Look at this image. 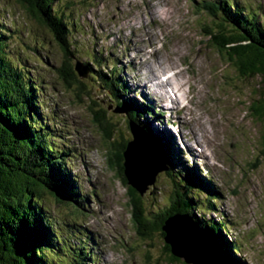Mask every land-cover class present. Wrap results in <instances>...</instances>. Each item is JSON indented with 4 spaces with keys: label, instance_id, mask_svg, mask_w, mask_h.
Here are the masks:
<instances>
[{
    "label": "rangeland",
    "instance_id": "obj_1",
    "mask_svg": "<svg viewBox=\"0 0 264 264\" xmlns=\"http://www.w3.org/2000/svg\"><path fill=\"white\" fill-rule=\"evenodd\" d=\"M202 1L58 0L60 12L77 23L68 39L72 55L65 57L52 32L38 22L28 4L24 5L22 0H0V23L13 24L21 31L20 34L13 32L16 38L9 41L13 45L11 49L19 53L32 77L39 80L41 92L38 96L46 125L56 136L57 144L62 143L58 145L62 154L70 151V162L66 159L65 168L82 195L87 194L85 201L88 202L79 207L56 204L53 197L43 194L47 213L56 228L72 221L84 223L85 230L94 239L90 242L94 250L87 248L95 255L92 264H169L166 261L171 255L163 250L156 234L150 239L138 236L136 214L142 208L144 218L151 202L155 200L161 205L168 194L178 189L174 177L186 174L182 166L192 168L194 175L200 180H210L218 190L216 210L225 218L217 213H211L210 217L214 221H224L227 239L237 244L238 253L234 258L245 264H264V121L251 117L249 109L253 101L264 94V84L260 78L247 81L240 76L228 57L213 47V43L221 44L214 38V26L221 22L227 25V21L202 11L198 5ZM234 1L252 9L260 8V14L264 15V0ZM158 8L164 13V26L153 24L157 22ZM260 21L264 23V16ZM147 31L154 33L157 43L154 39L147 41ZM150 44H156L154 48L159 51V56L153 58L156 69L168 64L172 69L184 65L190 74L184 75L181 71L180 78L195 81L196 90L202 89V93L195 98V104L188 106L189 111L185 108L183 113L177 112L183 104L187 107L186 101L180 103L172 111L168 123L160 113V130L164 134L161 137L166 136L167 140L151 130L152 127L156 129L155 120L159 118L152 107V113L149 111L144 121L139 120L146 124L148 133L162 142H170L171 156L169 152L168 155L173 168L168 170L173 172L169 174L174 184L172 187L165 178V182H160L164 185L154 183L141 197L121 180L115 154V148L121 143L120 136L126 138L128 135L127 126H124L125 117H128L123 110L119 114L113 112L121 109L110 101L109 94L88 67L104 74L116 68L117 78L124 79L128 89L119 95L121 100L133 97L140 104L147 101L148 106L151 102L158 105L147 90L135 89L136 72L141 68L137 50L152 52L153 47L146 48ZM76 65L85 77L79 76ZM69 71L76 75V80L69 79ZM154 92L160 99L161 94ZM101 110L105 120L113 124L109 134L96 120ZM181 114L182 120L194 123V133L199 138L208 140L203 144L198 141L200 150L205 146L211 153L209 156L201 153L204 159L207 157V164L204 160L199 164L192 158L194 146L189 141L184 139L189 149L186 150L183 140L177 138L175 127L182 138L185 136L193 143L197 141L189 134V128L180 125ZM198 123L199 127L195 125ZM192 193L193 190L189 192ZM198 194L203 198L207 196L205 191Z\"/></svg>",
    "mask_w": 264,
    "mask_h": 264
},
{
    "label": "trees",
    "instance_id": "obj_2",
    "mask_svg": "<svg viewBox=\"0 0 264 264\" xmlns=\"http://www.w3.org/2000/svg\"><path fill=\"white\" fill-rule=\"evenodd\" d=\"M22 3L30 6L38 22L47 26L61 45L65 57H70L72 50L68 39L77 23L60 12L58 0H22ZM198 5L202 11L227 21L228 26H222L221 23L214 26V38L219 39L221 44L213 43V47L228 57V62L240 76L247 81L260 78L264 84V23L260 21L264 15L260 14V8L252 9L250 6L237 4L234 0H203ZM219 14L222 16L218 17ZM13 32L21 33L13 24L0 23V264H92L95 255L90 254L87 248L94 250L90 245L93 238L86 231L84 223L72 221L68 225L61 223V227L56 228L55 223L52 226L53 221L47 213L43 194L53 197V192H56L63 202L66 201L65 205L72 207L85 205L88 202L85 201L87 195H82L65 168L70 151L62 154L58 148L62 143L57 144L56 136L46 125L43 109L40 107L42 102L38 96L41 92L39 80L32 77L26 61L19 53L11 49L13 45L9 41L16 38ZM247 39L253 45L247 44ZM88 68L96 76L102 89L109 94L110 101L118 107L126 108L130 118L138 116L139 120H145L150 108L135 101L133 97L121 100V94L128 89L124 79L120 81L117 78L116 68L108 74ZM68 77L72 81L76 80L72 71H69ZM260 95L249 109L251 117L264 121V94ZM141 105L144 108H140ZM98 114L97 122L100 121L109 134L111 125L104 122V111L101 110ZM132 120L137 124L138 120ZM165 145L168 150L161 149L162 153L169 152L171 156L170 142ZM115 150L120 177L126 183L122 151L118 146ZM165 159L171 162L168 155ZM191 173L193 176L190 173L180 178L173 176L180 190V194L177 193L179 200L169 197V201L164 199L161 205L154 200L150 203V210L147 208L145 211L148 214L144 218L143 209L137 210L136 220L140 228L138 236L150 239L152 232L159 229L158 226L173 212L177 213L176 209L180 205L196 224L212 235L223 252L234 258V251L231 250L237 248V244L227 239L224 221H214L210 217L211 213H217L220 218H225L224 214L216 210V198L219 199L216 188L209 181L204 178L200 180L198 175ZM184 182L196 185L194 193L187 192ZM207 185L210 188H205V199L198 193L201 194L199 188ZM55 203L57 204L56 201ZM163 250L169 254L167 249ZM170 257L166 261L169 264H184L181 260Z\"/></svg>",
    "mask_w": 264,
    "mask_h": 264
},
{
    "label": "water",
    "instance_id": "obj_3",
    "mask_svg": "<svg viewBox=\"0 0 264 264\" xmlns=\"http://www.w3.org/2000/svg\"><path fill=\"white\" fill-rule=\"evenodd\" d=\"M221 24L223 26L225 22ZM225 30L228 31L227 28ZM243 43L253 45V42L248 39L247 44ZM75 70L79 76L85 77L86 74L82 72L80 66L76 65ZM122 110L118 109L113 112L119 114ZM123 112L126 113L124 110ZM126 115L128 119L125 117L126 120L123 121L124 126H127L128 135L126 138L120 136L121 143L118 145L120 152L122 151V166L126 184L136 190L141 197L149 192L148 188L154 183L164 185L160 183L162 180L165 182L168 179L173 187L174 184L162 152L153 143L149 134L140 129L127 113ZM105 122L111 125V129L113 128L112 123L107 120ZM174 183H176L175 180ZM177 193L178 191L175 190L165 198L179 200ZM53 197L57 204L66 202H63L56 192H53ZM176 210L177 213L173 212L166 221L162 222L161 226H158L159 229L151 234L152 236L157 235L155 238L160 240L163 249H167L172 257L181 260L184 264H235L231 256L218 247L212 235L196 224L180 205Z\"/></svg>",
    "mask_w": 264,
    "mask_h": 264
},
{
    "label": "bare ground",
    "instance_id": "obj_4",
    "mask_svg": "<svg viewBox=\"0 0 264 264\" xmlns=\"http://www.w3.org/2000/svg\"><path fill=\"white\" fill-rule=\"evenodd\" d=\"M205 4V3H204ZM178 5H176L174 8H176ZM155 17L157 19V22H154L153 24L157 25L156 23H158L159 25L162 24V20L163 18L165 19L164 17V13L161 11V8H158L156 14H155ZM161 26H164V24H162ZM175 33V32H174ZM168 35V34H167ZM146 38H147V41L148 40H151V39H154L156 40V43H157V39L156 36L154 35V33L152 32H148L147 31V34L145 35ZM187 42V41H186ZM156 46V44H155ZM154 45L150 44L149 46H146V48L148 47H153L152 49V52H148L146 50H137V56L138 58L140 59V69L137 70L136 74L138 75L136 78L138 79V82L136 83V86L135 89H141L142 91L144 90H147V92H149L151 95H152V98L154 100L157 101L158 105H153L155 110L159 113V118L157 120H152L155 122V127L157 131L154 127L151 128V130L157 135L159 136V138H161L162 140L166 139V136H162L161 135H164L162 134V131L160 130V125H162L159 121V119L161 120V116H160V113L161 115H164L163 116V119L165 118V121L168 123V121L170 122V116H171V113L174 109H177L179 107V104L180 103H183V102H187V107L186 106H183V108H181L180 110H178L177 112H182L183 113V110L182 109H185L187 111H189V105L191 104H195V98H198L200 96V94L202 93V89H200V91H197L196 90V83L195 81H184L183 79L180 78V73L181 71L184 73V75H187V74H190V73H187L184 69V65H181V67L179 68H170L168 65L167 66H164V67H161V68H155L154 64H153V58H157L159 56V51L154 48L155 47ZM163 46L166 48V45H165V42H164V39H163ZM181 48V47H180ZM180 52V51H179ZM179 55V54H178ZM152 58V59H151ZM187 58V57H186ZM188 59V58H187ZM179 60V59H178ZM195 61V60H194ZM161 65V64H160ZM204 65V64H203ZM162 66V65H161ZM207 66V65H206ZM135 69V68H134ZM136 70V69H135ZM191 72V75H193L194 73L189 70ZM149 75V76H148ZM162 78V79H160ZM185 78V77H184ZM191 79V78H189ZM195 79V78H194ZM198 85V84H197ZM154 90L158 91L160 94H161V97L159 99V97H157L156 95V92H154ZM125 93V92H124ZM142 108H144L142 105H141ZM120 109H123L125 111V109L123 107H119ZM153 117V116H152ZM150 117V118H152ZM132 119L134 120H138L139 122V119H138V116L136 117H131ZM148 118V119H150ZM180 125L182 126H186L187 128H189V134L190 135H194L196 138H197V141L195 143H193L191 140H188V138H186L185 136H183L184 138H182L178 132H177V129L175 127V133H176V136L177 138H181L183 141V143L186 145L185 143V140L189 141L188 143L192 144L194 147V153L192 158L194 160H197V162L199 164L202 163V161L207 158L203 157V154H206L207 156H209L211 153L208 152L209 150L203 146H201V151H200V147L198 145V141L203 144L205 142H207L208 140L206 138H199L198 137V134L196 135V130H194L193 126H194V123L191 121V120H187L185 118H183L182 120V114L180 115ZM205 120V119H204ZM207 120V119H206ZM137 122V125L140 129L144 130L145 132L146 131V128L144 126H142V124L140 125V123ZM154 122H150V123H153ZM199 122H200V119H199ZM145 124V123H144ZM172 124H176L174 122H172ZM146 125V124H145ZM178 125V124H176ZM199 127V123L198 124H195ZM155 130H154V129ZM150 129V128H149ZM198 129V128H197ZM150 132V131H148ZM147 132V133H148ZM149 134V137L151 138V140L153 141L154 144H156L157 148L162 152V150L164 151H167L168 150V147H166L165 143L166 142H162V140L154 137L155 135H153L152 133H148ZM183 134H186L185 132ZM185 139V140H184ZM182 149H184L185 147L182 146V144L180 143L179 145ZM162 149V150H161ZM186 150H189L187 148V145H186ZM198 150V151H197ZM163 151V152H164ZM191 151V150H190ZM163 154V157H164V160H165V164L167 165L168 169L169 168H173V165L171 162H168L166 161L165 157L168 155V154ZM169 156V155H168ZM169 159V158H168ZM206 163V161H205ZM210 165H211V162H209ZM207 164V163H206ZM212 166V165H211ZM182 168L184 169L185 173L186 174H191L193 176V174L191 172H195L193 171L192 168H186L184 166H182ZM170 173V172H169ZM173 172L171 171L170 174H172ZM189 177V176H188ZM207 181V179H205ZM209 181V180H208ZM210 182V181H209ZM184 188L187 189V192H191V190H193V188L195 187L196 188V185L195 186H192L191 184L189 183H186L184 182ZM208 187L210 188L208 185L207 186H202L201 188V192L205 191V188ZM134 190V189H133ZM195 190V189H194ZM135 191V190H134ZM207 197V196H206ZM205 197V198H206ZM207 199V198H206ZM213 199V198H212ZM169 200V199H168ZM218 201V200H217ZM223 219V218H222ZM66 230L70 231L69 228H66ZM75 231H77L75 229ZM100 251H102V249H100ZM231 251H234L233 252V255L237 254L238 252V248H234L232 249ZM237 261V259H236ZM238 264H240L241 262L238 260L237 261ZM237 264V263H236ZM242 264V263H241Z\"/></svg>",
    "mask_w": 264,
    "mask_h": 264
}]
</instances>
